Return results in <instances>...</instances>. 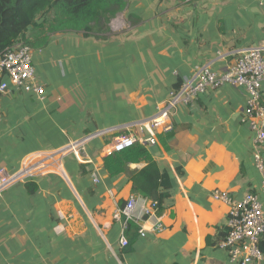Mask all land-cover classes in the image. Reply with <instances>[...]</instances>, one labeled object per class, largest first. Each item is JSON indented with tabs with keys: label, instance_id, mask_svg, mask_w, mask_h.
<instances>
[{
	"label": "crops",
	"instance_id": "1",
	"mask_svg": "<svg viewBox=\"0 0 264 264\" xmlns=\"http://www.w3.org/2000/svg\"><path fill=\"white\" fill-rule=\"evenodd\" d=\"M263 42L258 0H128L103 37L58 33L33 49L34 82L44 94L10 84L0 96V170L15 173L26 158L37 164L86 134L109 133L86 145V163L67 154L3 192L0 264H237L218 246L228 206L212 195L255 194L264 208L243 89H209L177 108L171 131H139L154 142L139 144L146 157L130 155L117 175L109 177L103 161L115 154L114 140L136 132L196 66L220 72L235 50ZM259 151L264 161V144ZM151 162L169 182L164 229L152 233L142 223L141 236L134 225L121 248L114 212L132 195L130 171Z\"/></svg>",
	"mask_w": 264,
	"mask_h": 264
},
{
	"label": "built area",
	"instance_id": "2",
	"mask_svg": "<svg viewBox=\"0 0 264 264\" xmlns=\"http://www.w3.org/2000/svg\"><path fill=\"white\" fill-rule=\"evenodd\" d=\"M264 8V0H258ZM31 48L23 42L6 49L0 57V96L8 90L11 84L26 92H34L38 98L44 94V89L35 81L32 65ZM232 55L234 62L220 72H215L209 66H196L191 75L184 78L180 85L172 89L164 103L157 107L155 114L136 123V132L119 135L111 145V151L122 152L136 144L154 142V138L143 139L139 131L147 130L151 136L155 133H166L173 129L171 117L181 104H191L198 95L218 88L224 84L243 89L247 94L243 122L255 134L254 164L262 174L261 188L264 192V161L259 147L264 144V42L246 49L235 50ZM102 130L86 134L82 138L70 141L66 146L52 154H47L39 163L33 164V158H26L21 168L12 174L0 170V196L13 183L23 181L36 172L46 171L48 165L54 166L67 154H72L80 163L87 162L86 145L93 139L108 134ZM58 157V159H56ZM93 182H97L94 176ZM215 200L228 206L227 232L219 247L226 250L230 261L237 264H255L263 258L258 245L264 233V208L255 194H248L242 200H234L225 192L215 191ZM113 219L120 223L121 234L119 245L127 248L129 243L126 232L128 223L138 227V234L144 235L142 223H150L152 233L163 231L160 204L136 195H131L121 209L114 212Z\"/></svg>",
	"mask_w": 264,
	"mask_h": 264
},
{
	"label": "trees",
	"instance_id": "3",
	"mask_svg": "<svg viewBox=\"0 0 264 264\" xmlns=\"http://www.w3.org/2000/svg\"><path fill=\"white\" fill-rule=\"evenodd\" d=\"M127 1L0 0V57L18 42H23L31 50L43 47L49 36L58 33L83 32L85 35L103 37L108 32L110 21L126 8ZM132 154L140 159L146 157L147 152L143 145L137 144L106 157L103 167L109 177L124 171V165L130 161ZM129 180L132 183V195L157 200L162 209L163 201L168 196L169 182L166 173H159L155 162L142 170L130 171ZM134 228V224L129 222L126 235ZM260 240L258 248L264 253V234Z\"/></svg>",
	"mask_w": 264,
	"mask_h": 264
},
{
	"label": "rangeland",
	"instance_id": "4",
	"mask_svg": "<svg viewBox=\"0 0 264 264\" xmlns=\"http://www.w3.org/2000/svg\"><path fill=\"white\" fill-rule=\"evenodd\" d=\"M56 159H58V157Z\"/></svg>",
	"mask_w": 264,
	"mask_h": 264
}]
</instances>
